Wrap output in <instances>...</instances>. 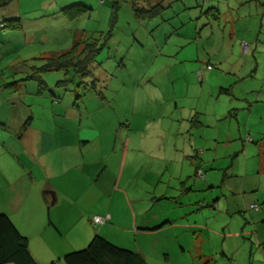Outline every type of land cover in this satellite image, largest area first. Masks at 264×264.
<instances>
[{
  "label": "rangeland",
  "instance_id": "obj_1",
  "mask_svg": "<svg viewBox=\"0 0 264 264\" xmlns=\"http://www.w3.org/2000/svg\"><path fill=\"white\" fill-rule=\"evenodd\" d=\"M76 1L0 7V94L25 101L20 109L34 129L69 145L89 141L60 151L51 179L58 198L47 203L41 182L32 186L16 159L23 132L0 124V167L19 178L15 188L0 186V213L33 234V248L50 264H66L64 254L95 235L148 264H264V20L257 18L264 0H160L150 7L161 3L162 12L140 19L145 0H81L89 10L76 19L57 11ZM211 6L220 18L206 12ZM15 13L21 30L11 27ZM40 16L58 37L43 48L25 33V18ZM63 22L75 28L67 44ZM76 38H99L90 73L38 69ZM32 74L44 80L42 91L40 79H25ZM233 231L242 248L223 256ZM227 245L234 247L232 237Z\"/></svg>",
  "mask_w": 264,
  "mask_h": 264
},
{
  "label": "crops",
  "instance_id": "obj_2",
  "mask_svg": "<svg viewBox=\"0 0 264 264\" xmlns=\"http://www.w3.org/2000/svg\"><path fill=\"white\" fill-rule=\"evenodd\" d=\"M145 1L148 2V6H146V7L149 8L151 3L155 2V1L157 2L160 0H145ZM76 2H82V1L79 0ZM207 2H211V0H207ZM197 4H199V3L197 2ZM53 6H55V9H56V3L52 4V6L50 8H52ZM204 6H205V3L201 4L202 13L205 10ZM63 7H65V6H62L59 9L57 8V11L58 10L60 11L61 8H63ZM211 7L218 9V14H216V15H219V18H220L219 8L216 6H211ZM211 7H208V8H211ZM59 13H62V15H63V12L60 11ZM53 14L58 15V14H56V11H54ZM42 16H44V15H42ZM42 16L33 17V18H25V21H31V22H29L30 26L27 28L28 32L27 31L25 32L26 33V39H28V42H30L31 44H34L35 46L40 47V48H43L42 46L50 44L53 40L56 41V39H58L57 34L53 33L51 31V29L46 25L47 21H45L43 23L44 18ZM63 16H59V19L63 18ZM262 16H263V13H262ZM16 17H19L17 15V13H15L14 18H16ZM257 18L259 19L260 24L263 25L264 16L260 20V17L257 14ZM63 23H66V25H67L68 33H65L61 37V39L64 38L66 40L65 44H67V42L71 41L73 31L75 28H74V25L71 24V22H63ZM238 23L239 22L234 21V33H235V36H238L240 38L239 40L243 41V40H245L246 37L244 36L243 33L242 34L239 33ZM25 25H26V23H25ZM0 28H2V27H0ZM23 28H24V23H21L20 27L15 29V30H18V29L21 30ZM246 28H248V31L247 30H245V31H246V33H248V37L251 38L252 34L255 31L250 32L249 28H251V27L249 25L246 26ZM185 35L188 36L187 33H185ZM74 41H75V39H73L72 43H74ZM241 41H240V43H241ZM47 52H49V51L45 50V52H43L45 54H42V58H44L43 55L45 56L48 54ZM53 54H55V52H53ZM218 88H219L218 89L219 92H222V90L227 89L224 87H218ZM15 97H6V96L4 97V95L2 93L0 94V124H6L11 129V131L23 132V135L21 137V141L23 142L26 140V143L21 145V149H19L21 154L18 153V155H16L17 156L16 159H18L20 157L23 160V161H21V160H19V161L22 163V167L24 168V171L28 172L29 179L31 181L32 186H36L39 182H41V184H42L41 186H42V188H44V190L42 192L43 197H44L43 199H45V201L48 203V202H50L51 198L53 197L52 203H54V202H56V200L58 198V197L56 198V195H58V187L56 186L55 183L51 184V179L53 180V177L57 178L59 176V169L60 168L54 169V167L56 164L59 166V164L56 162V160L58 158L64 157V153L60 152V151H65L66 148H73V149H77V148L79 149L80 148L82 150V146L87 144L89 141L74 139L71 142V144L69 145L65 140L62 139V137L59 134H58V138H56L55 133H49V131H46L44 129L43 130L42 129H36V128L34 129L32 127V125L29 126V124L25 126V122L27 121V119H25L26 115L24 113V110L22 112L20 109V107L23 105V103L25 101H20L19 98L16 99ZM10 100L12 102H10ZM10 135H14V133L11 132V134H8L6 139H9ZM1 143L2 142L0 141V144ZM56 149L59 150L60 156H56L55 158L54 157L51 158L50 157L51 153H54L56 151ZM194 165H195V163H194ZM37 166H38L39 170L41 171L40 175H38V173L36 171ZM22 167H21V169H22ZM195 167H196V169H195V171H196L198 166L195 165ZM50 172H53L54 176H51ZM47 174H49L50 176ZM18 179L19 178L17 176L14 177L10 172L5 171L4 169H2L0 167V186L1 187H5V188L14 187L15 188V185H16V182L18 181ZM157 220H160V217L157 216ZM30 223L31 224H29V222H28L27 224H29L28 226L32 230L33 224H32V222H30ZM25 234H27L29 236V251H30L31 255L33 256V258L37 261V263L38 264H50V263H45V261H43V251L40 252V251H37L36 249L33 248V242L31 241V238H33L32 237L33 234L32 233H25ZM237 234H239L238 231L229 232V235H230L229 237H232V244L234 245V247H229L227 245V239L229 237L228 238L225 237V239L223 240V244H222L223 256H226V253L229 250H232V252H237V253H239V251L241 250L242 246H241V240L239 238L240 235H238V237H236ZM258 239H259L260 243L262 244L263 243L262 236L259 237ZM262 251L264 252L263 247H262ZM36 252H38V253H36ZM7 264H13V263H7Z\"/></svg>",
  "mask_w": 264,
  "mask_h": 264
},
{
  "label": "trees",
  "instance_id": "obj_3",
  "mask_svg": "<svg viewBox=\"0 0 264 264\" xmlns=\"http://www.w3.org/2000/svg\"><path fill=\"white\" fill-rule=\"evenodd\" d=\"M12 0H0V7L9 5ZM136 11H142V14H137V17L153 16L162 12L165 7L161 3H157L149 8H141ZM89 7L82 2H75L62 8V12L68 15L71 19H76L84 12H87ZM162 10V11H161ZM219 17L218 9L208 8L207 13H211ZM116 15V9L113 12L112 19ZM19 17L13 19L12 28H19ZM3 24V23H2ZM112 24V20H111ZM4 25L5 22H4ZM99 38L91 40L75 39L73 46L61 53H55L46 58V63L38 69H56L66 70L74 68L81 75L87 74L89 66L95 61L97 54L100 51L101 45L98 42ZM42 58V57H38ZM28 78H37L36 74L27 76ZM24 79V78H23ZM44 80H39L40 91H42ZM46 87V84H45ZM29 119L25 122V126L29 124ZM66 264H148L146 258L139 252L131 251L126 248L119 247L100 235H95L87 247L79 250L67 252L63 256ZM38 264L29 251V237L21 233L13 220L6 213H0V264Z\"/></svg>",
  "mask_w": 264,
  "mask_h": 264
},
{
  "label": "built area",
  "instance_id": "obj_4",
  "mask_svg": "<svg viewBox=\"0 0 264 264\" xmlns=\"http://www.w3.org/2000/svg\"><path fill=\"white\" fill-rule=\"evenodd\" d=\"M2 25H3V24H2ZM249 47H250V44H249V43H247V42H243V49H244L245 51L248 50ZM196 173H197L199 176H201V177L205 175L204 171H203L200 167L197 168ZM251 207H253V208H257V205H256V204H252ZM93 220H94V222L97 223V224L103 223V222L105 221L104 218L99 217V216H94Z\"/></svg>",
  "mask_w": 264,
  "mask_h": 264
}]
</instances>
